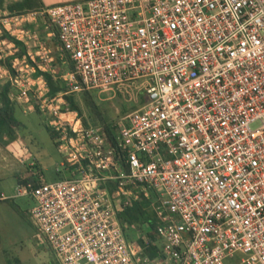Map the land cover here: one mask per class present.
<instances>
[{
    "label": "built area",
    "instance_id": "built-area-1",
    "mask_svg": "<svg viewBox=\"0 0 264 264\" xmlns=\"http://www.w3.org/2000/svg\"><path fill=\"white\" fill-rule=\"evenodd\" d=\"M41 18L70 66L56 96L36 76L38 66L59 78L51 48L28 29ZM8 59L0 83L59 133L57 172L66 175L18 187L34 200L38 240L58 264H264V0L0 11V61ZM85 92L133 103L113 142L70 107L67 97ZM153 195L157 261L121 221L133 201Z\"/></svg>",
    "mask_w": 264,
    "mask_h": 264
},
{
    "label": "rangeland",
    "instance_id": "rangeland-1",
    "mask_svg": "<svg viewBox=\"0 0 264 264\" xmlns=\"http://www.w3.org/2000/svg\"><path fill=\"white\" fill-rule=\"evenodd\" d=\"M11 1V0H10ZM75 2L78 0H44L46 4L50 2ZM59 4V3H58ZM28 29L38 31L43 41H46L55 57H62L57 49L56 37H49V29L46 28L44 20L39 19L38 24L29 25ZM38 49V48H36ZM98 105L101 107L104 115L111 119L114 124L124 125L129 119L130 113L134 110L132 102H129L122 96L113 97V93L93 92ZM83 111V118L94 126H100V118L93 115L84 99V93L74 95ZM17 117L21 121L19 132L23 137V143L20 148L25 149V155L18 154L17 158L10 150L0 146V190L3 189L8 194L15 192L18 178L35 177L36 180L54 181L64 177L65 173L57 172V168H62L63 154L59 151L58 138H52L50 119L46 114H41L38 109H30L29 105L16 100ZM123 108L127 111L123 113ZM3 154V155H2ZM20 155V156H19ZM5 156V158H4ZM15 159V160H14ZM19 203H27V207L34 206L32 198L18 199ZM39 235L38 228L33 224ZM128 227V226H127ZM146 229L138 231L136 228H127L130 240L138 241L140 237L148 240ZM152 258V257H151ZM154 261V259H153ZM12 260V264H17ZM22 264H58V261L46 243H41L38 238L33 239L30 246L25 249L22 257Z\"/></svg>",
    "mask_w": 264,
    "mask_h": 264
},
{
    "label": "trees",
    "instance_id": "trees-1",
    "mask_svg": "<svg viewBox=\"0 0 264 264\" xmlns=\"http://www.w3.org/2000/svg\"><path fill=\"white\" fill-rule=\"evenodd\" d=\"M45 6L46 5L42 0H0V11H8L10 14H23L41 9ZM5 37L21 44V42L17 41L10 35H5ZM56 41L58 44L57 37ZM23 53H25L24 49L22 50V53L17 54L16 56H21ZM56 58V67L59 78H55L49 71L41 69L38 66L36 67V76L42 75L45 77L52 96H56L67 90L66 82L60 77V75L70 67L69 65L64 64L62 57ZM0 64H10V59L0 61ZM12 92L13 89L10 83H0V146L4 148L15 147L17 149H23L20 148L23 143V137L18 130L22 123L17 117V102L12 98ZM67 99L73 110H77L83 114L80 103L74 95L68 96ZM84 99L90 112L100 118L99 125L102 126L105 135L113 142L119 125L114 124L111 119L104 115L93 92H85ZM38 111L42 114L40 109H38ZM126 111L127 110L123 108V113H126ZM85 123L87 126L91 125L86 120ZM52 138H59V133L52 130ZM28 183H32L34 187H37L40 185L41 181L39 182L33 178H29V180L27 179L23 185H27ZM155 205L154 195L151 198L143 197L140 200L133 201L130 206L121 213V221L123 224H127L130 228H136L138 231H143L144 229L147 230L146 236L148 240L143 238L145 236L143 234L138 242L144 252L151 256L154 261H157L161 256V248L158 243V219L156 217Z\"/></svg>",
    "mask_w": 264,
    "mask_h": 264
},
{
    "label": "crops",
    "instance_id": "crops-1",
    "mask_svg": "<svg viewBox=\"0 0 264 264\" xmlns=\"http://www.w3.org/2000/svg\"><path fill=\"white\" fill-rule=\"evenodd\" d=\"M42 1L46 6L65 3L53 1L46 4L44 0ZM23 49L26 51L25 48L21 47L18 54L22 53ZM10 58H14V56ZM12 89V98L15 99L14 95L16 91L13 86ZM6 149L16 154L15 156L17 158H19L18 154L22 156L25 155L24 148L17 149L15 147H8ZM29 178H33V176H29L28 178L19 177L15 192L12 194H8V192L3 189L0 190V264H12L13 259L18 262L17 264H22V257L25 249L31 245L33 239L38 238L33 225L34 223L30 216L32 206L27 207V203L23 202L21 204L18 201V199L23 200V198H31L18 196V187L23 185ZM33 179H35V177ZM37 181L40 182L41 180Z\"/></svg>",
    "mask_w": 264,
    "mask_h": 264
}]
</instances>
